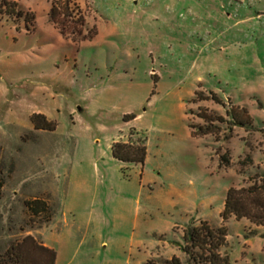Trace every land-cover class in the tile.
Returning a JSON list of instances; mask_svg holds the SVG:
<instances>
[{"label": "rangeland", "instance_id": "374dc122", "mask_svg": "<svg viewBox=\"0 0 264 264\" xmlns=\"http://www.w3.org/2000/svg\"><path fill=\"white\" fill-rule=\"evenodd\" d=\"M10 1L24 15H0V255L32 235L56 264H206L185 239L206 224L230 264H264V226L221 216L264 172V0H72L66 34L57 0ZM234 107L252 129L229 126ZM116 144L144 146V164Z\"/></svg>", "mask_w": 264, "mask_h": 264}, {"label": "trees", "instance_id": "16d2710c", "mask_svg": "<svg viewBox=\"0 0 264 264\" xmlns=\"http://www.w3.org/2000/svg\"><path fill=\"white\" fill-rule=\"evenodd\" d=\"M72 0H57L53 3L49 17L51 21L59 27L62 34H66V27L69 23L73 24L70 28L75 30V23L70 21L73 18L71 14ZM17 2L10 0H0V15L23 17L24 13L19 11ZM28 14L25 18L28 22ZM92 38V37H90ZM216 99V98H215ZM217 101V100H216ZM218 102V101H217ZM234 113L228 112L229 126L252 129L254 127L251 116L247 114L244 108L234 107ZM208 119L205 116H200ZM33 121L42 122L43 126H37L36 130L51 129V123L42 116L35 115ZM207 126H202L206 134L214 133L212 130L214 120H210ZM223 122V120H220ZM217 127V126H215ZM113 155L120 161L144 164L146 159V149L144 146L132 150L126 145L116 144L113 147ZM251 186L232 187L227 193L224 210L221 214L223 220L235 217L237 220L247 219L257 226H264V172L256 174L252 179ZM27 207L33 213H39L40 210L48 211V205L45 201L35 200L26 202ZM48 219L45 223L50 222ZM227 232L224 228L212 229L206 224L202 227H191L185 236L193 247H198L201 251L207 253L206 264H230L229 257L221 256L219 251L226 244ZM56 252L45 246L42 242L32 235L26 236L16 244H12L4 255H0V264H56Z\"/></svg>", "mask_w": 264, "mask_h": 264}, {"label": "crops", "instance_id": "0c3cea01", "mask_svg": "<svg viewBox=\"0 0 264 264\" xmlns=\"http://www.w3.org/2000/svg\"><path fill=\"white\" fill-rule=\"evenodd\" d=\"M46 29H47V28H46ZM47 30H48V29H47ZM48 31H49V30H48ZM49 32L52 33V34H54V35L57 34V33H55L56 31L53 32V31L50 30ZM57 35H58V34H57ZM34 237H35V236H34ZM35 238H36V237H35ZM36 239H37V238H36ZM41 242H42V241H41ZM42 243H43V242H42ZM43 244H44V243H43ZM44 245H45V244H44ZM45 246H47V245H45ZM47 247H48V246H47Z\"/></svg>", "mask_w": 264, "mask_h": 264}, {"label": "built area", "instance_id": "2783aa9c", "mask_svg": "<svg viewBox=\"0 0 264 264\" xmlns=\"http://www.w3.org/2000/svg\"><path fill=\"white\" fill-rule=\"evenodd\" d=\"M76 14H77V13H76ZM76 14H75V15H76ZM77 15H78V14H77Z\"/></svg>", "mask_w": 264, "mask_h": 264}]
</instances>
